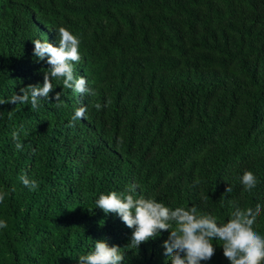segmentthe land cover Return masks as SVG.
Listing matches in <instances>:
<instances>
[{
    "label": "trees",
    "instance_id": "1",
    "mask_svg": "<svg viewBox=\"0 0 264 264\" xmlns=\"http://www.w3.org/2000/svg\"><path fill=\"white\" fill-rule=\"evenodd\" d=\"M60 26L80 41L74 72L90 92L54 79L35 110L0 104V264H80L98 239L120 247L122 264H170L169 231L131 248L133 229L95 208L133 184L218 222L259 204L264 236V0H0V101L43 84L50 65L32 41L59 46ZM213 245L201 264H231Z\"/></svg>",
    "mask_w": 264,
    "mask_h": 264
},
{
    "label": "clouds",
    "instance_id": "2",
    "mask_svg": "<svg viewBox=\"0 0 264 264\" xmlns=\"http://www.w3.org/2000/svg\"><path fill=\"white\" fill-rule=\"evenodd\" d=\"M59 46L47 40L36 39L33 54L39 60L47 57L50 65L44 71L43 84H29L20 89L21 94H14L3 103L29 104L33 110L38 108L41 98L48 99L54 86L52 80H62L63 88L72 89L75 93L84 95L90 90L85 76L77 77L74 64L81 62L79 52L80 41L65 26L58 29ZM56 107L61 106V93H56ZM99 110V104L95 105ZM86 106L75 109L70 126L85 117ZM16 141L17 150L22 148L17 132L12 133ZM23 185L30 190H36L38 184L27 175L20 177ZM241 181L247 190L253 189L257 178L251 170H245ZM136 185H129L124 191L102 192L95 200V208H100L105 214H115L130 229H133L130 243L131 248L139 246L158 237L162 231H169L168 238L163 242L165 256L170 264H201L210 260L215 247L213 240H217L223 248V255L231 264H264V236L257 233L253 225L261 213V205L255 209L235 208L226 222H218L217 218L209 214H199L195 207L183 206L170 208L155 198L136 196ZM227 193L231 188L227 187ZM7 193L0 192V203L5 200ZM7 221L0 220V229L7 228ZM80 264H122L124 255L119 246H110L107 240H95L92 251L79 255Z\"/></svg>",
    "mask_w": 264,
    "mask_h": 264
}]
</instances>
